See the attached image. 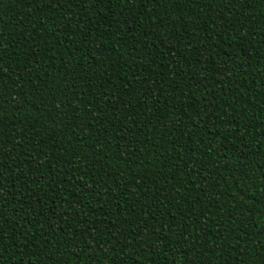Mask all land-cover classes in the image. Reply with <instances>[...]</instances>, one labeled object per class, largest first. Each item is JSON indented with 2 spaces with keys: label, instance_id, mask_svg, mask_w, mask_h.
Here are the masks:
<instances>
[{
  "label": "trees",
  "instance_id": "obj_1",
  "mask_svg": "<svg viewBox=\"0 0 264 264\" xmlns=\"http://www.w3.org/2000/svg\"><path fill=\"white\" fill-rule=\"evenodd\" d=\"M0 264H264V0H0Z\"/></svg>",
  "mask_w": 264,
  "mask_h": 264
}]
</instances>
